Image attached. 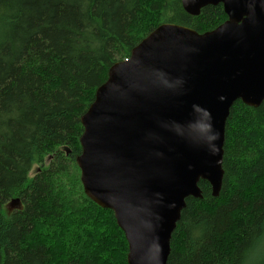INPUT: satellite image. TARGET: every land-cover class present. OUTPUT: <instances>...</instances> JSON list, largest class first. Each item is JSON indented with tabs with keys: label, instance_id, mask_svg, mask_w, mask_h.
Returning <instances> with one entry per match:
<instances>
[{
	"label": "trees",
	"instance_id": "obj_1",
	"mask_svg": "<svg viewBox=\"0 0 264 264\" xmlns=\"http://www.w3.org/2000/svg\"><path fill=\"white\" fill-rule=\"evenodd\" d=\"M226 20L181 0H0V264H128L113 212L84 193L81 118L160 25L203 34ZM223 169L218 197L202 181L187 200L168 264H264V102L233 104Z\"/></svg>",
	"mask_w": 264,
	"mask_h": 264
},
{
	"label": "water",
	"instance_id": "obj_2",
	"mask_svg": "<svg viewBox=\"0 0 264 264\" xmlns=\"http://www.w3.org/2000/svg\"><path fill=\"white\" fill-rule=\"evenodd\" d=\"M181 2L191 16L222 5L227 20L203 34L160 25L110 68L81 118L84 193L113 212L128 264H168L187 200L202 198V181L220 194L233 104L264 102V0Z\"/></svg>",
	"mask_w": 264,
	"mask_h": 264
},
{
	"label": "rangeland",
	"instance_id": "obj_3",
	"mask_svg": "<svg viewBox=\"0 0 264 264\" xmlns=\"http://www.w3.org/2000/svg\"><path fill=\"white\" fill-rule=\"evenodd\" d=\"M34 170H35V172H36V167H34ZM33 174H34V172L32 173V176H33ZM259 254H260V252H259ZM256 257H257V255H256ZM256 257L253 256V257L251 258V261H254V259H255Z\"/></svg>",
	"mask_w": 264,
	"mask_h": 264
}]
</instances>
